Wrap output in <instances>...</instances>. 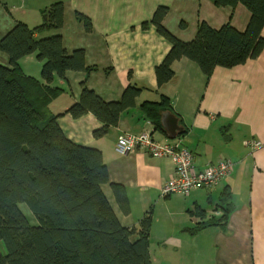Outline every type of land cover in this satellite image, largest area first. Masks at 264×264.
Here are the masks:
<instances>
[{
	"label": "crops",
	"instance_id": "1",
	"mask_svg": "<svg viewBox=\"0 0 264 264\" xmlns=\"http://www.w3.org/2000/svg\"><path fill=\"white\" fill-rule=\"evenodd\" d=\"M57 1L64 4L63 27L36 33L35 38L60 33L67 51L83 49L87 65L94 69L55 75L51 87L61 91L48 108L62 114L57 122L70 141L102 152L109 181L124 185L130 204L127 215L119 210L109 184L103 185L121 224L137 227L151 213V264H264V48L240 65L215 67L209 77L195 62L182 57L171 65L173 79L159 88L155 67L171 44L154 25L141 26L157 6L166 5L164 26L189 41L201 22L216 29L229 23L244 31L251 17L249 9L242 3L233 8L217 6L213 0H0V38L18 21L36 27L41 23L40 10ZM77 12L88 17V29ZM182 21L185 28L180 26ZM18 63L25 75L44 83L42 61L36 53ZM0 64L8 65L2 52ZM82 81L107 101L119 99L129 83L143 90L136 105L122 112L104 136L95 138L93 131L102 122L92 113L78 118L65 113L79 99ZM161 94L170 99L172 113L182 127L175 139L140 110L144 101L157 102ZM145 131L159 142L180 141L193 152L196 167L229 158L232 174L213 189L163 196L161 187L173 173L170 158L155 157L143 149L125 155L115 150L119 135ZM246 140L261 145L253 149L245 145ZM223 193L228 194L225 202ZM224 212L225 222L220 219ZM213 220L220 221L210 223Z\"/></svg>",
	"mask_w": 264,
	"mask_h": 264
},
{
	"label": "trees",
	"instance_id": "2",
	"mask_svg": "<svg viewBox=\"0 0 264 264\" xmlns=\"http://www.w3.org/2000/svg\"><path fill=\"white\" fill-rule=\"evenodd\" d=\"M213 2L231 8L245 5L251 12L246 29L238 31L229 23L216 29L201 22L194 38L184 41L164 26L166 5L157 6L151 18L142 22L143 29L154 25L171 44L155 67L159 88L173 79L171 65L182 57L195 62L209 77L217 66L231 68L262 52L264 0ZM40 16L36 27L18 21L0 38V52L8 57V65L0 64V264H151V213L137 227L121 224L103 185L109 184L119 210L127 215L130 204L124 185L109 181L102 152L70 141L57 122L62 114L48 108L61 91L51 87L55 75L65 77L68 71L89 72L94 67L87 65L83 49L68 52L60 33L35 38L36 33L63 27V2L41 9ZM76 16L90 27L87 16L79 12ZM180 26L185 28V23ZM32 53L42 61L44 83L19 67V60ZM142 90L129 83L119 99L107 101L82 81L79 99L65 113L74 118L92 113L102 122L93 131L100 138L118 123L122 112L136 105ZM140 110L161 129V113L173 109L170 99L161 94L157 102L144 101ZM227 198L223 193L221 200ZM21 202L37 217V226L29 224L18 207ZM220 219L226 221V212Z\"/></svg>",
	"mask_w": 264,
	"mask_h": 264
},
{
	"label": "built area",
	"instance_id": "3",
	"mask_svg": "<svg viewBox=\"0 0 264 264\" xmlns=\"http://www.w3.org/2000/svg\"><path fill=\"white\" fill-rule=\"evenodd\" d=\"M245 145L257 148V140H246ZM143 149L155 157L170 158L173 163L172 176L161 187V194H188L196 188L213 189L232 174L233 162L229 158L220 159L204 167L194 165L193 152L180 141L159 142L151 132L123 133L118 136L115 150L122 155Z\"/></svg>",
	"mask_w": 264,
	"mask_h": 264
},
{
	"label": "water",
	"instance_id": "4",
	"mask_svg": "<svg viewBox=\"0 0 264 264\" xmlns=\"http://www.w3.org/2000/svg\"><path fill=\"white\" fill-rule=\"evenodd\" d=\"M160 123L170 139H175L178 133L182 131V127L178 124L177 117L170 111H163L161 113Z\"/></svg>",
	"mask_w": 264,
	"mask_h": 264
},
{
	"label": "rangeland",
	"instance_id": "5",
	"mask_svg": "<svg viewBox=\"0 0 264 264\" xmlns=\"http://www.w3.org/2000/svg\"><path fill=\"white\" fill-rule=\"evenodd\" d=\"M17 7V6H16ZM40 14V12H39ZM68 26L70 29H72L71 24L68 23ZM110 198V195H109ZM112 205L114 206V202L112 201ZM19 209L21 210V212L26 216L28 222L30 225L32 226H37L39 224L37 217L31 212L30 208L28 207V205L24 202H21L18 204ZM1 251H3V247L1 246Z\"/></svg>",
	"mask_w": 264,
	"mask_h": 264
}]
</instances>
